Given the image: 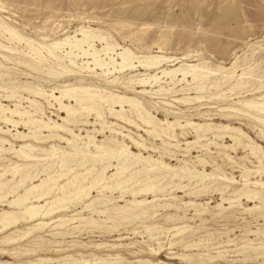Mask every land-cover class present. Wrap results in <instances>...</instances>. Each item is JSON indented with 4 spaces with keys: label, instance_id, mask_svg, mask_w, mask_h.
<instances>
[{
    "label": "rangeland",
    "instance_id": "1",
    "mask_svg": "<svg viewBox=\"0 0 264 264\" xmlns=\"http://www.w3.org/2000/svg\"><path fill=\"white\" fill-rule=\"evenodd\" d=\"M0 21L22 38L19 42L12 41L6 33L0 32V45L8 47L7 51L0 48V101L3 105L13 108V104L19 102L20 107L32 112L36 103L43 120L60 124L65 113L58 109L57 103L27 90L35 89L47 95L51 91L59 94L64 85H91L134 98L160 121L184 123L188 119L237 127L260 147L264 161V115L240 104L243 100L264 102V98L261 99L264 94V0H0ZM80 28L93 31L95 35L88 41L95 49L106 44L113 46L111 56L121 48L128 49L137 58L132 59L136 67L120 73L113 71L107 77L95 76L94 71L99 73V69L89 71L84 62L90 59L78 57L75 58L77 67H70L76 73H65L64 65H68L67 60L72 56L63 52L69 50L68 45L53 48V54L59 59L47 52L45 45L60 42L67 36L79 38ZM24 39L33 43L27 45ZM30 45L38 49L36 54L30 52ZM99 55L106 58L104 51ZM150 55L179 58L175 65L164 62L161 68H173L181 63L198 64L206 74L203 88L193 90L192 85L180 80L181 75L172 81L169 76L162 77L160 69L145 70L138 66V61ZM154 73L161 78L156 84L153 81L143 86L137 83L138 79ZM113 78L114 81H109ZM159 86L170 91L155 93ZM141 90L146 92H139ZM11 91L14 96L8 97ZM180 97L190 99L173 101ZM63 102L74 105L67 98ZM124 105L127 110L128 106ZM125 115L140 124L128 113ZM103 116L106 125L112 124L111 128L122 133L129 131L135 137L140 135L149 147L155 148V151L135 149L125 139L133 152L150 154L176 171H204L212 176L199 181L193 174L172 176L157 171V175L163 177L161 180H145L140 173L138 182L129 180L128 184L106 189L104 194L110 201L103 205L100 199L103 195L95 186L83 199L73 197L74 187L68 181L84 186L90 184L89 174L83 172L85 169L80 164L58 168L39 161L28 165L10 152H3L0 173L5 174L0 175V182L6 184L0 187V213L18 210L6 201L21 195L24 185L38 184L44 178H47L45 189L53 185L50 191L58 197L51 204L61 209L43 219L45 223L50 222L47 225L35 220L0 229V261L10 264H264V202L251 198L250 190L254 187L249 183L260 180L264 185V169L248 147H243L248 144L244 138L238 144L226 135L222 139L207 133L199 139L202 147L191 145L186 150L185 142L195 139L188 128L176 129L174 141L166 140L165 145L160 138L126 124L107 110H103ZM12 119L20 120L18 116ZM97 122L94 113L79 110L66 127L79 135L81 140L77 142L86 141V134L94 135L95 141L110 135L122 139L108 128L100 132L93 130L100 129ZM0 126L10 130L0 135L15 148L21 140L12 134L16 130L30 132L20 121L15 128L1 122ZM58 133L70 138L63 131ZM47 134V130H41L39 139L27 142L69 150L65 142L56 137L47 138ZM221 144L229 147L223 149ZM94 159L89 158L85 166H90ZM198 159H203V164ZM107 160L95 163V168L107 165ZM108 161L115 164L113 160ZM10 167L16 168L12 177L10 172H5ZM131 169L136 170L137 166ZM111 171L115 170L109 167L105 174L109 176ZM24 173L29 176L24 185L17 187L16 182ZM222 177L232 181L222 180ZM57 185H64L71 193L63 194L56 189ZM144 186L150 187L147 194H132ZM35 193L34 189L29 192ZM261 196L264 197V193ZM134 199H144L146 203L137 210L129 204ZM88 202L90 206L85 208ZM113 206H126L131 210L120 212ZM12 215L20 217L19 213Z\"/></svg>",
    "mask_w": 264,
    "mask_h": 264
},
{
    "label": "bare ground",
    "instance_id": "2",
    "mask_svg": "<svg viewBox=\"0 0 264 264\" xmlns=\"http://www.w3.org/2000/svg\"><path fill=\"white\" fill-rule=\"evenodd\" d=\"M78 31L81 33V37L79 38H76L75 35H73L71 38L67 36L65 39L61 40L60 42H51L45 45L47 52L52 54V56H54L56 59H59V57L53 54V48H56L57 50V48L60 47L61 45L62 46L68 45L67 48L69 50L67 52L65 51L63 52L66 54H71L72 56L69 57L67 60L68 65H64L65 73H70V74L76 73L70 67L72 66L77 67L75 58H78V57L80 58L85 57L86 59H90L89 61L86 60L84 62L85 66L87 67L89 71H93L94 69L96 70L99 69V73L94 71L95 76H106L107 77L113 71L120 73L123 71L132 70L136 67V65H134L132 62V59L136 57L133 56V54L128 49L121 48L118 52L113 53L111 56L109 52L113 51V46H109L106 44L105 46L103 45L101 49H95L92 47L93 44L91 45L88 41V38L93 36L92 35L94 34L93 31H88V30H84L81 28ZM0 32L6 33L9 39L12 41L17 40L19 42L22 39L19 35H17V33L11 27L6 25L2 21H0ZM96 36H98V34ZM24 40L27 45L33 43L31 40H28V39H24ZM27 47L29 48V46ZM0 48L7 51L8 47H6L5 45H0ZM30 48H32L31 45H30ZM36 49L32 48L30 52H32V54L34 55L36 54ZM101 51H104L106 58L100 57L99 53ZM178 60L179 58L164 57L160 55H152V56L150 55V56H145L143 61H138L140 62V65L138 66L143 67L145 70L160 69L159 70L160 75L162 77L169 76L170 80L172 81L177 75H181L180 80H184L185 82H188V84L192 85L193 90H196V91L201 90L205 82L204 79L206 77V74H204L202 68L198 64L181 63L178 66L173 67V68H161V65L164 62H171L170 65H175V62H177ZM88 64H91L92 66L89 67ZM186 77L188 78L190 77V80L187 81ZM226 77L230 78V76H226ZM159 78H160L159 75H156V73H154V74L148 75L147 77L138 79L137 83L143 86L145 83L153 81L156 84V82L159 81ZM114 79L115 78L109 81L112 82L114 81ZM176 81H178L177 78H176ZM27 91L30 93H33L34 95H40L44 97L46 96V98L49 97L50 99L54 100V102H56L58 105V109H60L63 113H65V116L61 117L62 123L57 124L55 122H49L48 119L47 121L43 120V118L38 115L39 113H41V110L36 103H34V108H33V111L31 112L29 110L24 109L23 107H20L19 102L14 103L13 108H11L9 106L3 105L0 101V122L5 124L6 126L10 125L13 128H15L17 127V124L20 121L30 131L29 133H22L16 130V132L12 134V136L15 139L18 138L21 140V144L19 146H16L15 148L13 147L14 144L12 145L11 143H9V141L5 137L1 136L4 134H8L10 130L8 128L2 129L0 126V134H1L0 135V156L3 152H10L12 155L16 156L18 159H21L23 162H25L28 165L38 164L39 161H44V164H55L58 168H62L66 164H71V163L80 164L85 169L83 172L86 174H89L90 184L89 186H84L82 184H75V182L68 181L69 183H71V186L74 187L73 197L75 196L76 200H81L84 197H86L89 193V189L92 186H95V188L98 189V191L101 192L103 195L102 198H100L102 200L101 203L103 205H106L110 201L109 196L104 194V191L106 189H110L114 185L120 187L122 184H126L129 180L133 182H138L137 177L140 173L143 174V176L145 177V180L146 179L161 180L163 177L158 176L156 173L157 171L168 172V173H171L172 176L193 174V177H197L199 181H202L205 178H210L212 176L211 173H205L204 171H194L192 173L189 171L183 172L182 170L176 171L174 170L172 166H170L165 161L161 159H157L150 154L144 155L143 153H140V152H133L131 150V147L128 146V143L124 141L125 139L128 142H130L131 145H133L135 149L137 148L142 151L144 150L155 151V148L149 147L143 141V139L139 137L140 135L139 136L137 135V137H135L129 131L128 133H122L121 131H117L114 128H111L112 124L106 125V121L103 116V110H107L108 113L112 115L113 117L124 121L126 124H130L134 126L138 130L143 131L146 134H153L155 137L160 138L164 142L165 145L166 143H168L166 142V140L174 141V138L176 136V129L185 131L188 128L191 130L190 132L195 136V139L192 141L185 142L186 150H188L191 147V145H195L199 148L202 147L203 145L199 144V139L205 136L207 133H210L211 136L218 137V138H221L222 136L226 135L227 137H229V139L233 143H238V144L240 143L241 138H244L248 144L243 145V147L244 146L248 147L250 154L253 156H256L261 168L264 169V161L262 160L263 151L260 150V147L256 145L254 141L250 139V137L245 135V133H243L241 129L234 127V126L233 127L229 126L228 124L213 125L210 123L194 122L188 119H185L184 123H182V121H175V122L168 121L167 119L160 121L156 119L153 115H151L148 111H146L140 105L139 101L137 102L134 98L127 97L124 95H118V94L105 91V90H101L91 85L90 86L89 85L87 86L64 85L62 89H59V94H55L53 91H51L49 94L45 95L44 93H40L39 91L35 89H28ZM166 91H170V90H168V88L164 89L162 86H159L157 89L154 90L155 93L156 92H166ZM139 92L143 93L146 91L141 90ZM13 93L14 92L11 91L10 94H8V97L14 96ZM22 98L25 100H28L29 102H32V99H29L28 97H22ZM64 98H67L73 101L74 105L64 103L63 102ZM263 98H264V94L261 95V99ZM187 99H190V98L180 97V98L173 99V101L174 100L182 101V100H187ZM194 99H199V97H194ZM124 104L128 106L127 110H124L123 108V106H125ZM240 104L243 107H245L247 110L254 111L258 115L259 114L264 115V102L263 101L257 102V101H252V100H243L240 102ZM116 107H118V109H115ZM79 110L80 111L84 110L86 112L94 113V117L96 120H98L97 123L100 126V129L93 128V130L100 132V131H103L104 128H108L107 130L110 133L120 134L122 139L119 140V139H116L113 135H110V136H106L105 139L101 141H95L94 135L86 134L84 137L86 138V141L77 142L76 140H81V138H78L79 137L78 134L74 133L70 128H67L66 124L71 122L72 115L76 111H79ZM125 113L126 114L128 113L129 115L134 117L136 120L140 122V124H137L136 122L131 120L129 117L125 115ZM13 116H18L20 120L19 121L13 120L12 119ZM258 118L263 120L261 117H258ZM90 124H93V123H90ZM161 125H164V127H162ZM41 130L48 131V134L45 135L47 138L56 137L60 141L65 142L67 147H69V150H65L63 149V147H59V146L56 147L54 145H50L49 147H42V146L34 145L32 143L27 142L28 139H31V140L39 139V132ZM59 131H63L67 133V135H69L70 138L59 134L58 133ZM5 146H7V148H5ZM220 147L225 149V148H228L229 146L221 144ZM39 154L41 155L39 156ZM226 156L228 159L230 158L228 157V155ZM89 158H96V159H94L93 162L90 163L91 165L87 167L85 166V164H88ZM105 159L113 160L115 164L113 163L110 164L109 161L107 160V163H106L107 165H103L101 168L96 169L94 164L99 163V162L102 163ZM198 161L202 162L203 164L204 160L198 159ZM133 166H137V169L136 170L131 169ZM109 167L114 168L115 171L114 172L111 171L112 173L109 174V176H107L105 172ZM5 172L6 173L10 172L11 173L10 175L12 177L16 173V168L10 167L6 169ZM2 174H5V173L4 172L0 173V175ZM59 175H63V174H59ZM28 176H29L28 173H24L20 175L19 179L16 182V186L18 187L20 185L21 186L24 185ZM223 179H225L226 181H232L231 178H227V177H222V180ZM46 183H47V178H44V179H41L38 184L29 185V186L24 185L23 193L21 195L17 194L14 196L13 199L7 200L6 202L9 206H15V207L17 206L18 210L16 211L5 210L0 213V229H6V228H9L15 225H20V224H27L35 220H39V222L37 223H44V224L50 223V222L45 223L43 219L51 215L53 212L58 211L61 208L59 206L53 207L55 204L53 203L51 204V202H54L53 199L56 200L58 199V197L53 195V191H50V188L53 185L45 189V186L47 185ZM249 183L254 187L253 190H250V193H252L251 198H256L260 202H264V197L261 196V193H264L263 183L260 180H255ZM4 184H6V182L4 183L0 182V187L5 186ZM149 188L150 187H146V186H144L143 188H138L136 191H133L132 194H137L139 192L140 194L142 192L146 193L149 190ZM32 189L36 191L35 194H29L30 190L32 191ZM56 189L61 190L63 194L71 193L69 190L68 191L65 190L66 188L64 187V185H60V186L57 185ZM152 191H153V188H152ZM41 199L43 200V203H40ZM62 200L63 199L61 198V201ZM90 202L84 204V207L85 208L89 207ZM62 203L64 202L62 201ZM143 203H146V200L144 199L135 200L134 199L129 202L131 207H136L137 210L140 209L139 206H141ZM115 209L119 210L120 212L131 210V209L126 208V206L114 207V210ZM13 213H16V214L19 213L20 217L13 216L12 215ZM137 214L138 213H133V215H137ZM0 264H10V263L6 261H0Z\"/></svg>",
    "mask_w": 264,
    "mask_h": 264
}]
</instances>
